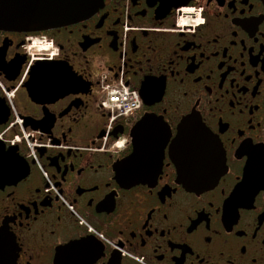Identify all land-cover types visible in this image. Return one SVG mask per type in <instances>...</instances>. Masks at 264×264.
<instances>
[{
    "label": "flooded vegetation",
    "instance_id": "af4514ba",
    "mask_svg": "<svg viewBox=\"0 0 264 264\" xmlns=\"http://www.w3.org/2000/svg\"><path fill=\"white\" fill-rule=\"evenodd\" d=\"M119 81L147 96L110 123L102 102ZM145 115L163 124L162 168L123 187L113 167ZM187 116L220 149L223 173L200 191L169 157ZM0 253V264H264V0H103L77 24L0 30Z\"/></svg>",
    "mask_w": 264,
    "mask_h": 264
},
{
    "label": "water",
    "instance_id": "95a60500",
    "mask_svg": "<svg viewBox=\"0 0 264 264\" xmlns=\"http://www.w3.org/2000/svg\"><path fill=\"white\" fill-rule=\"evenodd\" d=\"M102 3L103 0H0V30L42 32L77 24L91 17ZM139 96L145 102L147 94L141 91ZM161 125L145 115L134 127L133 153L113 167L120 186L155 181L162 168L166 141ZM154 126L157 130L149 129ZM219 151L196 119L184 117L169 150L177 182L191 191L212 186L223 173Z\"/></svg>",
    "mask_w": 264,
    "mask_h": 264
},
{
    "label": "built area",
    "instance_id": "2783aa9c",
    "mask_svg": "<svg viewBox=\"0 0 264 264\" xmlns=\"http://www.w3.org/2000/svg\"><path fill=\"white\" fill-rule=\"evenodd\" d=\"M182 23H180L179 27L183 26ZM48 49L49 46L44 45L40 50L46 53ZM25 74L26 70L23 76ZM105 90L106 97L102 102V107L110 114V123L115 120L129 117L139 109L140 99L138 93L135 90L125 87L121 81L117 82L114 86H107ZM16 142L26 145L28 157L30 158L32 156L34 144L30 143L28 135L23 133L21 138L16 137Z\"/></svg>",
    "mask_w": 264,
    "mask_h": 264
},
{
    "label": "snow or ice",
    "instance_id": "6c2138e0",
    "mask_svg": "<svg viewBox=\"0 0 264 264\" xmlns=\"http://www.w3.org/2000/svg\"><path fill=\"white\" fill-rule=\"evenodd\" d=\"M184 11H187V12H195L196 9H184Z\"/></svg>",
    "mask_w": 264,
    "mask_h": 264
},
{
    "label": "rangeland",
    "instance_id": "374dc122",
    "mask_svg": "<svg viewBox=\"0 0 264 264\" xmlns=\"http://www.w3.org/2000/svg\"><path fill=\"white\" fill-rule=\"evenodd\" d=\"M38 49H40L39 47H37Z\"/></svg>",
    "mask_w": 264,
    "mask_h": 264
}]
</instances>
